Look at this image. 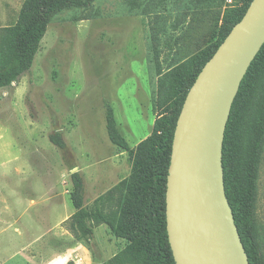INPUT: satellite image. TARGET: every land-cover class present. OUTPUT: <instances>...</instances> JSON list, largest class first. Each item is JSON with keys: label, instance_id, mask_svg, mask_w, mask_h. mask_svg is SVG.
<instances>
[{"label": "rangeland", "instance_id": "obj_1", "mask_svg": "<svg viewBox=\"0 0 264 264\" xmlns=\"http://www.w3.org/2000/svg\"><path fill=\"white\" fill-rule=\"evenodd\" d=\"M193 1L95 0L65 9L49 23L31 69L0 88V264H107L126 245L106 224L87 242L75 240L67 224L75 210L71 173H81L89 208L129 176L131 156L110 140L107 113L131 147L151 133L156 51L167 66L165 46L182 30L174 23L200 16L191 14ZM24 2L0 0V55L4 29L17 23ZM232 8L217 0L211 10L221 25ZM208 20L187 36L190 49L198 34L210 35ZM57 133L63 146L51 140ZM255 217L264 257V142Z\"/></svg>", "mask_w": 264, "mask_h": 264}, {"label": "trees", "instance_id": "obj_2", "mask_svg": "<svg viewBox=\"0 0 264 264\" xmlns=\"http://www.w3.org/2000/svg\"><path fill=\"white\" fill-rule=\"evenodd\" d=\"M95 0H25L16 24L4 29L0 55V88L11 86L29 71L53 17L68 8H88ZM217 0H194L192 19L177 20L182 30L166 44L170 62L163 66L156 51L158 85L157 117L151 133L135 147L120 135L112 109L107 113L110 140L129 152L132 169L89 208L84 203V180L79 171L71 173L74 212L68 228L78 242L88 241L93 227L106 224L126 245L107 264H176L167 231L166 189L177 120L185 98L205 63L213 56L233 26L244 16L252 0H234V8L219 24ZM208 20L207 34H198L190 49L185 45ZM206 24V23H205ZM155 29V26L153 27ZM157 33H153L156 40ZM194 46V47H193ZM157 48H154L156 50ZM188 49L182 56L181 52ZM51 140L63 146L59 133ZM264 142V44L245 74L235 96L223 144L225 189L235 221L251 264H264L258 242L255 217L258 165Z\"/></svg>", "mask_w": 264, "mask_h": 264}, {"label": "water", "instance_id": "obj_3", "mask_svg": "<svg viewBox=\"0 0 264 264\" xmlns=\"http://www.w3.org/2000/svg\"><path fill=\"white\" fill-rule=\"evenodd\" d=\"M263 44L264 0H252L185 98L166 189L176 264H251L226 195L223 144L235 96Z\"/></svg>", "mask_w": 264, "mask_h": 264}, {"label": "built area", "instance_id": "obj_4", "mask_svg": "<svg viewBox=\"0 0 264 264\" xmlns=\"http://www.w3.org/2000/svg\"><path fill=\"white\" fill-rule=\"evenodd\" d=\"M229 3H234V0H227Z\"/></svg>", "mask_w": 264, "mask_h": 264}]
</instances>
